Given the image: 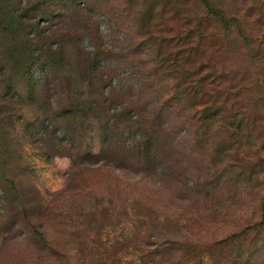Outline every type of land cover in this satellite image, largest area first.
I'll return each instance as SVG.
<instances>
[{"label":"rangeland","instance_id":"rangeland-1","mask_svg":"<svg viewBox=\"0 0 264 264\" xmlns=\"http://www.w3.org/2000/svg\"><path fill=\"white\" fill-rule=\"evenodd\" d=\"M65 4L8 0L0 9V264H230L238 251L264 264V0H208L234 18L228 31L204 22L221 47L217 62L243 78L220 87H235L255 121L235 134L234 172L219 180L222 162L168 132L147 157L129 153L121 130L106 124L110 103L123 97L90 69L98 25L100 35L109 25L93 31ZM189 5L206 15L199 0ZM9 11L14 34L3 35ZM172 106L165 114H177ZM178 207L198 219L175 222ZM67 231L77 240L67 242ZM232 232L239 246L208 249ZM39 234L77 260L47 253Z\"/></svg>","mask_w":264,"mask_h":264},{"label":"trees","instance_id":"trees-1","mask_svg":"<svg viewBox=\"0 0 264 264\" xmlns=\"http://www.w3.org/2000/svg\"><path fill=\"white\" fill-rule=\"evenodd\" d=\"M109 1L93 0L98 6L94 7L87 0H79V3L66 0L62 6L67 15L73 14L71 9L83 14L93 31L95 22L105 21L109 25L106 35H100L98 25L96 46L90 49V69H100L99 76L109 82L106 83L109 91H114L110 87H115V92L123 97V101L112 100L110 103L112 107L108 112L111 114L106 124L112 123L114 129L121 130L124 135L121 143L136 158L147 157L153 146L161 143L162 136L168 132L176 143L184 142L192 150L202 153L210 151L208 158L212 162H222L223 169L215 179L234 172L235 134L241 136L242 132L248 133L247 129L253 127L255 121L253 123L246 117L247 108L240 95L233 96L235 87H220L243 78L236 72L233 81L232 72L219 66L217 59L221 55V47L210 40L211 35H205L204 29V22L216 21L224 23L223 29L228 31L234 26V18L227 19L219 8L210 10L208 0H199L207 9L205 16L204 12H196L189 5L198 0H117V6L109 5ZM7 2L0 0L1 10L6 9ZM13 14L14 11L5 14L12 27L4 28L3 35L14 34L17 17ZM113 80L124 84H114ZM172 105H178L174 110L177 114H165L175 107ZM119 115L126 116L125 122L117 121ZM128 123L135 124L136 128L127 131ZM245 143L251 144L247 134ZM178 209L188 219L179 216L175 222L198 219L192 217L188 210ZM67 233L63 234L67 242L77 240L76 231ZM178 234L186 245L187 238L179 231ZM42 236L39 234L38 238L47 253L57 256L68 254L63 245L55 244L51 237ZM238 237L232 232L222 241L209 245L208 249L214 246L234 248L239 246ZM70 253L68 258L77 260V253L73 256ZM234 254L230 264H249V259L243 258L239 251ZM200 263L207 264L202 259Z\"/></svg>","mask_w":264,"mask_h":264}]
</instances>
